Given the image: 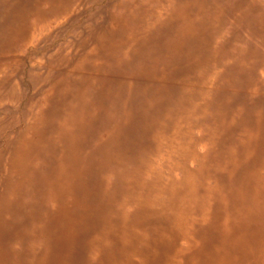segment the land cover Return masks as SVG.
<instances>
[{"label":"bare ground","instance_id":"1","mask_svg":"<svg viewBox=\"0 0 264 264\" xmlns=\"http://www.w3.org/2000/svg\"><path fill=\"white\" fill-rule=\"evenodd\" d=\"M153 2L158 9L149 8L155 12L146 9L151 13V17L148 15L150 18L146 14L134 17L139 22L177 20V26L167 32L168 43L165 51L171 50L169 55L163 56L159 67L157 64L161 55L136 48L139 51L135 56L141 59L136 65L139 73L159 75L161 81L164 78L167 82L171 79L164 75L171 66V54L177 56V68L189 70L188 72L196 71L197 67H210V60L214 58L217 64L224 67L222 72L209 77L201 71L193 76L195 81L208 82L209 87L212 85L218 90L227 82L239 84V71H234L240 68L238 61L251 57L256 52L261 57L258 50L248 47L227 49L223 41L211 48V34L222 37L225 34L224 25L218 26L214 22L220 11L219 5H215L207 17L206 36H199L204 30L205 18H188L190 15L187 17L182 14L186 9H193V6H183L179 3L180 0H172L173 5L166 12L162 0ZM40 5H44V8ZM198 9L194 7L192 13L197 15ZM64 11L65 6L59 0H38L32 9L18 13L6 35L1 38L17 48L15 54L1 57V60H8L11 71L14 72L20 66L23 52L36 44L28 39H21L26 35L29 23L33 30L42 29L51 16H57ZM203 14L204 11L199 13ZM239 21L241 22L240 17L237 16L236 27ZM131 23V20L114 19L111 16L108 25L93 39L94 44L88 51L78 58L61 55L55 59L39 85L35 86L25 107L20 130L7 139L5 147L0 151V229H12V241L7 243L10 245L8 253L0 247V264H73V252L69 257L62 252L69 246L77 247V244L85 252L86 256H82V259L86 264H94V261L90 262L91 259L97 260L96 264H182L185 259V264H201L203 261L205 264V261L215 256L227 259L241 256L243 261L234 263L230 260L229 264H245L248 258L259 256L258 251L264 254L263 233L254 238L253 234L250 237L241 235L243 240L259 242L257 251L243 246L244 250L239 254L220 250V254L216 255V250L219 249L217 245L220 243L232 247L237 245L227 238L236 225L253 224L264 229V124H252V119L260 117V114L248 104L244 110L235 111L234 120L232 112L224 110V105L211 107L212 103L206 99L197 108L203 112V117L194 123L195 127L204 131L201 140L206 142L190 138L186 142L192 148L189 151L184 146H179L173 137L166 135L162 119H142L143 131H151V145L136 151L139 148V139L134 133L133 123L131 128L134 139L130 152L127 141L129 138L125 133L122 136L119 134L118 129L121 127L118 128L117 121H114L117 116L124 119L120 132H126V92L125 89L122 92L123 102L117 100L114 78L119 68L117 64L126 65L128 70L136 66H130L129 62L121 63L116 55L120 53L121 47L131 46L139 40H144L142 45L152 41L150 32L153 30L151 24H142L141 28H135L131 27ZM243 25L248 28L253 25L255 31L262 30L264 33V12L258 17L255 16L252 22L244 16ZM116 36L120 39L116 40ZM148 61L151 63L148 64ZM263 62L264 57H261L255 63L258 65L264 64ZM4 70L3 64H0V73ZM169 74L174 79L173 71ZM261 80L256 76L243 86L249 89L244 93L247 98L257 93L264 94V83ZM191 87L187 90L192 91ZM156 88L159 99L164 86ZM243 88L240 91L246 90ZM214 92L213 97H207L209 100L214 99ZM17 95L19 97L12 85L9 97L13 101ZM132 97L136 103H139L137 100L146 101V94L143 92L135 90ZM143 104L140 106L146 105ZM138 109L141 111L139 106ZM233 121L235 124L232 128ZM6 126L1 121L0 132ZM164 136L168 137L166 142L162 141ZM200 145L203 148L207 145V153L199 159L195 169L190 171L187 168L188 162L190 158L196 157L194 150L197 151ZM180 148L183 149L178 152ZM163 149L168 153V171L171 174L177 160V165L182 168V178L177 180L170 175L167 180H163V175L147 164L149 158ZM134 152L138 153L133 157ZM96 157L100 158V166L98 164L97 167L94 165ZM41 165L45 167L42 172L39 171ZM91 165L100 174L101 188L98 196L85 204L81 218V208L76 196L78 188L72 181L81 176L84 185H91L86 182L84 171ZM40 196L67 197L61 204L52 199L54 205L47 210L40 208ZM161 196H169L168 201L164 203ZM212 196H221V199H213ZM127 206H132L131 213L126 211ZM67 208L68 218L72 219L77 231L73 230L66 236L63 247L46 245L45 241L48 239L39 238L36 232L40 223L44 224L42 220L49 216L42 211L63 213ZM14 210L25 213L26 219L19 217L21 223L11 220V212ZM37 213L41 214L39 218L35 217ZM5 240V235L0 234V243H5ZM40 241H44L45 245ZM183 243L186 247L189 246L187 250L181 248ZM58 248L62 249L56 251ZM76 251L78 253L77 249Z\"/></svg>","mask_w":264,"mask_h":264},{"label":"rangeland","instance_id":"2","mask_svg":"<svg viewBox=\"0 0 264 264\" xmlns=\"http://www.w3.org/2000/svg\"><path fill=\"white\" fill-rule=\"evenodd\" d=\"M37 1L38 0H0V60L3 55L5 56L9 54L11 56V54H15L17 52L16 47H12L11 44H9L8 42H6L4 39H1V38H3L6 35L7 31L9 30V28L15 21L18 13L20 12L24 13L32 9L33 7H35ZM59 1L60 3H62V5L65 6V11L57 16H51L49 18V22L44 24L42 29L33 30L31 27L32 25L29 23L28 30L26 31V35L23 36L21 39H28L36 44L34 46H30L28 50L23 52L20 66L17 67L15 71L13 72L10 70V67L8 66L10 65V63L8 62L6 58L5 60L0 61V64L1 65L3 64V67L5 68L4 70L5 73L4 72L0 73V98H1L0 99V112H1L0 113V124H1V121L7 124V126L4 127L5 129H2L0 132L2 134V135L0 134V151L5 147L7 139L15 135L20 130L23 124L24 110H25V107L27 106V103L29 102V99L31 98L33 94V90L36 85H39L42 77L47 72L50 71L51 66L55 62V59H57L61 55H66L67 57H70V58H78L79 56L83 55V53L85 51H88V49L94 44L93 39L97 37L100 30L103 27H106L108 25L109 19L111 16L114 19L119 18L121 20H127V21L131 20L132 21L131 27L135 26V28H141L142 24L144 25L151 24L152 25L151 29H153L150 32V37L152 38V41L148 42L146 45H142L143 44L142 42L144 40H139L138 43L136 42L133 44L132 42L133 45L131 46L121 47L120 53L116 55L118 60L121 61V63L129 62L130 66H133V67L136 66L141 60L135 56L139 51L136 49L138 48V49H144L146 53L155 52L158 55H161V57H159L160 58L159 63L157 64V67H159L161 63L163 62V59H164L163 56L169 55V52L171 50L169 49L168 52L165 51L167 49L166 44L168 43L167 32L177 26V20H172L169 22V20L166 19V20L155 23V21H152V20L147 21V22L146 21L139 22L138 21L139 19L136 18V17H139V15L141 14H146L147 18L151 17V13H149L148 10L150 12H155V11L150 10L149 8L158 9L156 6L153 5L154 4L153 0H128V1L127 0H85L86 2L84 0H59ZM235 1L236 0H233V2L231 0H180L179 3L187 7L193 6L192 7L193 9L191 10L186 9L185 13L182 12V14L186 15L187 17L190 15L188 18H196V19L200 17L205 18L204 30L200 33L199 36H206L205 28H207V24H208L207 17L210 16L211 9L215 5H219L220 11L217 14V17L214 19V22L217 23L218 26L224 25L223 27L225 28V34L223 37L218 36L216 34H211L210 36L211 48L213 46H217L221 41H223L227 49L235 50V49H239L242 47H248L255 51L258 50V52L261 53V57H264V33L262 32V30L255 31L253 25L251 26V28H248L243 25L244 16H246V18L252 22L255 19V16L258 17L261 14H263L264 0H258V1L257 0H237L236 3ZM162 2L165 8L164 10L166 12L173 5L172 0H162ZM89 4H91V6ZM40 7L44 8V5H40ZM194 7L199 8L197 15H194L192 13L194 11ZM239 8L241 11L239 10ZM201 11H204L205 14L199 15ZM237 16L238 18L240 17L241 22L239 21L238 26L236 27ZM70 20L72 21V23ZM49 24H51V27ZM166 27L168 29H166ZM259 31H261V33ZM16 37L17 35L14 36L15 40H16ZM115 39L119 40L120 37L116 36ZM227 42H229L230 44ZM17 47H18V44H17ZM72 47L74 48L72 49ZM204 49H206V46L204 47ZM171 55L173 56L170 58L171 66L170 68L166 69V73L164 75L171 79V80H168L167 82L165 81L164 78L161 81L159 78L160 77L159 75L156 76L154 74L139 73L137 66L134 67L132 70H128L126 65L117 64L119 68L116 70L115 78H114L116 82L115 86L117 87V96H118L117 100L123 102L122 92L124 91V89L126 92L125 102H127V111H128V118L126 119V121L128 122V127L125 129L126 132H123V133L120 132L121 128L123 127L122 124H123L124 119L117 116L114 118V121H117L118 128L121 127L120 129H118L119 134H121L122 136L125 133L126 137L129 138L127 139V141L130 145V152L132 149V142L134 139V138L132 139L133 131L131 128V125L133 123H135L134 129H133L134 133L139 139V148L136 151L147 148V146L149 147L151 145L150 143L151 142V139H150L151 131H143L141 127L143 124L141 122L142 119H148L150 121L151 120L158 121V119H162L164 121L166 135L169 137H173L175 142H177L179 146H184L185 149L191 151L192 148L191 147L189 148L186 145V142L192 137L198 138L201 140L202 134L204 133L202 129H200L199 127H195L194 123L195 121H197V119L200 120L203 117V112L198 111L197 108L206 99L212 103L213 106L211 107H220L224 105L226 108L224 110L229 111V113L232 112V116L234 117V120L236 117V114H235L236 110L238 111L244 110L248 104L250 106L252 105L250 108L254 111L256 110V112L260 114V117L258 118L255 117L254 119H252V124H258V123L260 125L264 124V94L262 95L260 93L259 94L257 93V94H253L250 98H247V96L244 93L248 91L249 89L243 88L244 85H246L249 81H252L253 78H255L256 76L262 79L261 81H263L264 83V64L257 65L255 63L258 59L261 58L257 52L254 53L251 57L238 61L240 68L235 69L234 71H239L237 73L239 84L236 85L235 83L231 84V82H227L224 85H221L220 88H218V90H215L214 88L216 87H213L212 85H210L209 87L208 82L201 83V82L195 81V78L193 76L194 74L201 73V71L207 74L209 77L211 75H216L217 73L222 72L221 70H223L224 67L217 64L218 62L214 60V58H211L210 60V62L212 63L210 67L209 65L206 69H205V66H203V68L197 67L196 71L188 72L189 70H185L183 68H177V56H175V54H171ZM124 60L125 62H123ZM147 63L149 64L151 62L148 61ZM243 64L245 66H243ZM214 66H218V67H215L216 68L215 69ZM170 71H173L172 76L174 79L171 78L169 74ZM11 84L15 86L17 94H19V97L17 95V98L14 99L13 101L9 97V92L12 87ZM119 84H122V85H119ZM160 85L164 86V91L162 95L160 96V98L158 99L157 97L159 96V91L157 90L156 87ZM189 87H191L195 92L193 90L192 91H190L189 89L187 90V88ZM242 88L246 90L240 91ZM213 89L214 91H218L219 93L218 92L215 93ZM135 90L145 93L146 101L143 102V101L137 100L139 103H136V100L133 99L132 97ZM212 92H214L215 97L214 99L209 100V98L207 97L214 96ZM143 103H145L147 106L145 105L144 107H141L140 105H144ZM138 106L140 107L141 111L138 109ZM258 119L260 120V122H257ZM234 124H235V121L231 123L232 128ZM153 129H156V127H153ZM167 139L168 137L164 136L162 138V141L166 142ZM204 141L205 140H203L202 142L204 143ZM206 147L207 145L205 146V148H203V146L200 145L197 151L194 150L196 157L190 158L191 160H189L188 165H187L188 170L190 169L194 170L195 167L198 165L199 159L203 157L204 155H206L207 153ZM182 149L183 148H180L178 152H180V150ZM160 152L157 153L156 156H152L151 158H149L147 160V164H150L153 170H155V172L162 174L163 180H167L170 175H173V178H176L177 180L182 178L183 177V173L181 171L182 168L179 167V165H177V160L175 163L176 166L171 170V174H170V172L167 169L169 165L168 164L169 159L167 155L168 153L165 152V149H163ZM137 153L138 152H134L133 157ZM141 160L143 161V163H145L144 159H141ZM98 164L100 166V158L96 157L94 158V165L97 167ZM43 170H45V167L41 165L39 167V171L42 172ZM84 171L86 174V182L90 183L91 185H84V182H82L81 176L78 177L79 180L78 178L77 179L75 178L72 181V184L76 185L78 188L76 196L78 198V205L81 208V212L79 213L80 217L84 213L85 204L90 203L92 201L91 199L94 196H98L99 189L101 188L100 176H99L100 174H98V172L95 170V167L91 165L88 168H86ZM66 197L67 196H40L39 197V204L41 206L40 208L42 209V207H44L45 209L48 210L49 206L54 205L52 199H54L57 204H61V202L64 199H66ZM212 197L213 199L215 198L217 200L221 199V196H212ZM161 198H162V201L166 203L168 201L169 196H161ZM228 198L229 197H227V199ZM68 208L65 209L63 213L58 212V213L52 214L45 210L42 211V212H46L47 214H49V216L45 217L42 220L44 224L40 223V228H38L36 232L39 238L45 237L48 239V241H45L46 243L44 241H40V243L42 244L45 243L46 245H50V246H60V247L62 246L63 247L64 246L63 242L66 236L70 235L73 230L77 231L75 229L76 226L72 222V219L68 218V215H67ZM127 209L128 210L126 211H128V213H131L133 208L132 206H127ZM23 214L25 213L17 212L16 210H14L13 212H11V216L13 217V218L11 217V220L15 222L18 221L19 223H21L20 220H18V218L22 217L26 219V214L25 215ZM40 215L41 214L37 213L35 217L39 218ZM235 227H236L235 229L229 232V235H227V238L229 241L236 242L237 245L232 247L231 245L228 246L223 243H220L217 245L219 249L217 247L218 250H216V255L220 254V250H222L223 252L230 251L231 254H239L241 250H244L243 246H246L247 248H249V250L255 249L254 251H257L259 249L258 247L260 243L258 241H257L258 243H256V242H253L252 240L249 241L248 239L243 240L241 238V235L250 237V235L253 234V238L260 237L264 233L263 231L264 229H262L263 227L254 226L253 224H249L248 226L236 225ZM225 230L227 229H222V231H225ZM177 232H178L177 234H179V231ZM0 234L5 235L6 237L5 243H0V247L8 253L10 245H8L7 243L12 241L11 240L12 229H0ZM236 236H238L239 239ZM75 247H76L75 245L69 246L62 253L63 254L64 252L65 254L67 253L69 257L70 253L73 252L74 255L71 257L72 258L71 261L73 262V264H82V263L86 264L85 260L83 261L82 259L83 257L85 258L86 256L85 252H83V248H81L82 246L80 244L79 245L77 244V247L76 248ZM188 247L189 246L187 247L185 246V243H183L181 246L183 250H187ZM220 247H223V248H220ZM61 249L62 248H58L56 251H60ZM76 249L78 250L79 254L76 253L77 252ZM258 254L259 256H253L251 258H248V260L245 261V264H264L262 263L264 262V254L259 251H258ZM256 257H259V258H256ZM209 259L210 260L205 261V264H229L230 260H232L234 263L243 261L241 260V256H239V258L237 259H235L234 257H232L231 259H227L225 257H218V256L210 257ZM90 262L91 263L93 262L94 264H96L97 260L95 261L91 259ZM186 262L187 260L185 259V261L182 264H185ZM203 263L204 261L201 264Z\"/></svg>","mask_w":264,"mask_h":264}]
</instances>
